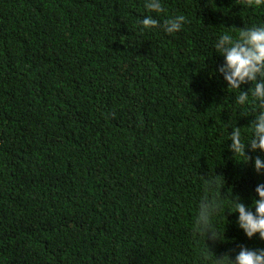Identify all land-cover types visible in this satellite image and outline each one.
Segmentation results:
<instances>
[{"label": "trees", "instance_id": "16d2710c", "mask_svg": "<svg viewBox=\"0 0 264 264\" xmlns=\"http://www.w3.org/2000/svg\"><path fill=\"white\" fill-rule=\"evenodd\" d=\"M144 3L0 0V264H192L201 177L224 182L229 211L264 183L227 148L252 117L212 48L264 23V7L163 0L155 14ZM147 14L186 23L141 32ZM227 209L223 241L205 239L214 257L264 248Z\"/></svg>", "mask_w": 264, "mask_h": 264}, {"label": "clouds", "instance_id": "9594fccd", "mask_svg": "<svg viewBox=\"0 0 264 264\" xmlns=\"http://www.w3.org/2000/svg\"><path fill=\"white\" fill-rule=\"evenodd\" d=\"M242 3L246 7H264V0H242ZM144 7L149 13L165 12L163 0H145ZM136 23L141 32L160 28L164 33L173 35L184 28L186 17L182 14L169 15L161 24L154 15L147 14ZM212 48L223 58L215 71L222 76L226 89L235 93L236 105L243 106L245 115L252 117L247 127L231 128L225 139L230 141L227 148L233 158H240V162L246 163L251 159L253 171L264 175V23L243 27L239 32L223 31L216 36ZM244 84L249 85L246 91L241 90ZM246 148L256 155H246ZM216 177L219 176L208 174L207 178L201 177L206 195L196 205L192 231L202 238L203 243L198 244L192 253V264H264V248L250 249L240 245L234 258L228 254L216 258L205 243L206 238L212 243L223 241L217 222L227 208L220 194L224 182L219 183ZM254 193L250 205L240 202L238 195L233 196L230 200L234 210H227L237 213L235 224L246 238L258 236L264 241V183H258Z\"/></svg>", "mask_w": 264, "mask_h": 264}]
</instances>
